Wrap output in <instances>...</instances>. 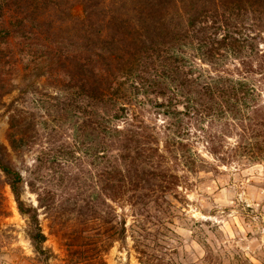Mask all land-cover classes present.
Masks as SVG:
<instances>
[{
	"label": "rangeland",
	"instance_id": "374dc122",
	"mask_svg": "<svg viewBox=\"0 0 264 264\" xmlns=\"http://www.w3.org/2000/svg\"><path fill=\"white\" fill-rule=\"evenodd\" d=\"M3 1L4 26L27 17L0 40V142L21 173L24 206L36 209L47 260L34 250L27 216L0 172V264H264V27L248 30L257 36L248 56L227 55L217 65L191 57L204 73L255 89V106L242 120L203 109L186 113L183 96L172 100L170 114L156 95L129 91L118 98L123 117L114 125L132 128L136 144L152 152V165L143 167L172 177L158 198H137L132 194L140 192L118 187L114 177L107 186L109 170L124 171L119 142L78 136L77 112L63 110L57 98L68 94L62 89L76 74L77 51L101 45L104 36L92 32L105 25L103 15L130 7L94 0L90 23L84 0ZM184 50L192 52L189 45ZM112 72L118 74L113 66L104 74L113 79ZM14 108L33 124L15 150L7 139Z\"/></svg>",
	"mask_w": 264,
	"mask_h": 264
},
{
	"label": "trees",
	"instance_id": "16d2710c",
	"mask_svg": "<svg viewBox=\"0 0 264 264\" xmlns=\"http://www.w3.org/2000/svg\"><path fill=\"white\" fill-rule=\"evenodd\" d=\"M30 1L26 0L27 3ZM88 2L83 1L85 21L90 20L91 23L95 15L93 9L98 2ZM120 2L121 6L130 9L117 13V7H113L108 17L103 15L105 25L98 24L92 32L104 36L101 45L83 47L86 51L92 49L86 54L77 51L72 58L76 74L68 75V83L62 89L68 94L57 98L62 100L60 107L63 110L72 112L74 109L77 112L74 117L82 132L81 135L77 132L78 136L91 135V140L97 144L101 141L98 138L119 142L124 171L109 170L108 187L113 188L109 179L114 177L118 187L126 184L127 190L140 192L132 194L137 198L153 193L154 198H158L157 191H165L172 177L143 167V164L152 165V152L147 154L142 146L136 144V132L132 128L121 132L114 125V121L123 117L124 109L117 106L118 98L128 97L129 91L156 95L166 99L161 106L166 107L170 114L174 106L172 100L183 96L187 102L186 113H197L203 109L217 115L229 113L232 118L242 120L244 112L255 106V89L242 79L226 80L220 75L206 74L191 57L217 65L227 55L248 56L257 43V36L249 34L248 30L258 25L264 27L260 24L264 23V0H120L119 6ZM6 5L0 0V40L7 38L11 30L17 31L18 25L22 26L27 17L25 14L13 21L10 27L4 26L2 19ZM111 5H118V0L112 1ZM169 5L173 10H169ZM249 15L252 18L248 23ZM219 33L221 36L217 37ZM188 45L192 49L190 53L184 50ZM62 46L61 42L59 48ZM96 64L100 66L95 69ZM112 66L118 71V74L112 72L114 80L104 74ZM2 71L0 68V103L5 83ZM115 79L118 82L113 86ZM123 89L124 94H117ZM193 102L194 105L191 104ZM12 111L7 139L11 149L15 150L26 143L25 136L33 124L18 115L15 108ZM9 155L8 148L0 142V172L10 187L18 210L27 216V234L34 250L46 261L45 234L36 209L24 206L21 200L22 176Z\"/></svg>",
	"mask_w": 264,
	"mask_h": 264
}]
</instances>
